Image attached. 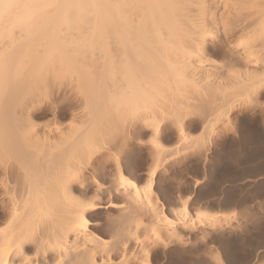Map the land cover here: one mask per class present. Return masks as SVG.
I'll list each match as a JSON object with an SVG mask.
<instances>
[{
    "label": "bare ground",
    "instance_id": "6f19581e",
    "mask_svg": "<svg viewBox=\"0 0 264 264\" xmlns=\"http://www.w3.org/2000/svg\"><path fill=\"white\" fill-rule=\"evenodd\" d=\"M256 98L264 0H0V264H264Z\"/></svg>",
    "mask_w": 264,
    "mask_h": 264
},
{
    "label": "rangeland",
    "instance_id": "374dc122",
    "mask_svg": "<svg viewBox=\"0 0 264 264\" xmlns=\"http://www.w3.org/2000/svg\"><path fill=\"white\" fill-rule=\"evenodd\" d=\"M246 104V103H245ZM244 106V107H243ZM242 107H237L234 111L236 112V111H239V110H241L242 112L244 111V114L246 113V114H251V113H253L254 114V116H256L259 120H260V126H261V130H264V127H262V125H264V99H258V98H256V99H253L252 101H250L249 103H247L246 105H243ZM243 108V109H242ZM233 111V112H234ZM246 111V112H245ZM257 112V113H256ZM257 114V115H256ZM49 118H50V121H51V117L50 116H42V115H40V116H38L37 117V123H39V125H40V123L41 124H43V123H47L48 121H49ZM195 120V122H193L194 120ZM196 118H192L191 120L189 119L186 123L187 124H189V125H186V127L188 128L189 126V128L188 129H190V130H188V129H186V132L188 133V134H186L187 136L190 134V132H191V135L189 136V137H197V136H200L199 134L201 133V131L199 132V131H197V130H193V129H191V126H192V123H196ZM44 121H46V122H44ZM49 121V122H50ZM263 121V122H262ZM191 124V125H190ZM196 124H199V123H196ZM41 126V125H40ZM43 126V125H42ZM219 127V129L221 130L223 127L225 128V126L223 125V127H222V125H219L218 126ZM218 128H217V130H219ZM171 130V129H170ZM201 130V129H200ZM204 130H205V132H204ZM216 130V131H217ZM222 130H224V129H222ZM225 130H227V127H226V129ZM172 131V132H171ZM170 131V133H168V135L166 136V143L168 144L169 143V145H171L172 143H174V139H173V137L175 138V132H173V130H171ZM208 131V130H207ZM223 132V131H222ZM205 135V134H207V132H206V129H203V131H202V135ZM194 135V136H193ZM201 135V136H202ZM262 146L264 147V144H262ZM263 159H264V154H263ZM262 159V158H261ZM182 166V167H181ZM180 167H179V169H180V171H179V175H177L176 177H174V179H175V182H176V184H177V181H178V183L180 184V186H179V189H180V191H178L176 194H173L172 195V198L175 200V204L177 205V206H179V205H181L182 203H183V199H184V197H185V189H186V185L188 186L189 185V183L191 184V180H192V182L194 181V180H196V179H200L201 177H202V175H201V173L200 172H198L197 170H195V169H193V170H190V171H187V170H185V169H183V168H185L186 166H185V164H184V166H183V164L181 165ZM183 173H184V175H183ZM200 173V174H199ZM201 175V176H200ZM168 176V175H167ZM167 176H161L160 177V180H159V184L162 186H164L165 185V181H166V178H167ZM172 177H173V175H172ZM190 177V178H189ZM263 177H264V175H263ZM219 177H218V173H215V175H214V177H213V180H214V183L216 184L217 182H215V181H218L217 179H218ZM190 180V181H189ZM212 180V181H213ZM249 180H251V179H244V181L243 180H240V181H238V182H236V183H233V184H230V183H223V184H221V186L222 187H228V186H239V185H242V184H244V183H246V181H249ZM243 181V182H242ZM188 183V184H187ZM178 184V185H179ZM220 184V183H219ZM218 187V186H217ZM244 192H242V194H243ZM174 196V197H173ZM179 198V199H178ZM177 199V200H176ZM259 200V201H258ZM263 200V201H262ZM258 203H261L262 205H264V197H261L260 199H253V200H249V202H247L246 204H245V207H247V208H244L243 210H241L242 208H238V207H234V210H231V211H227V212H225V210H223L222 211V209H221V211L220 210H216L215 211V213L213 214L214 216H215V218H216V220H219V221H224V222H227L228 224H230L231 226H234L233 228L236 230V231H238V229H237V226H238V224H240V223H243V222H245V220H246V217H248V214L250 215V213H251V211H254V209H256V205L258 204ZM195 209V208H194ZM194 209H191L190 210V212L192 211L193 212V210ZM248 210V211H247ZM223 212V213H222ZM244 212V213H243ZM249 212V213H248ZM242 217H243V219H242ZM237 225H236V224Z\"/></svg>",
    "mask_w": 264,
    "mask_h": 264
}]
</instances>
